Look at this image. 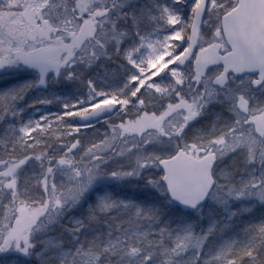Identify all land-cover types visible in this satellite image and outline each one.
I'll use <instances>...</instances> for the list:
<instances>
[{"label":"snow or ice","instance_id":"6c2138e0","mask_svg":"<svg viewBox=\"0 0 264 264\" xmlns=\"http://www.w3.org/2000/svg\"><path fill=\"white\" fill-rule=\"evenodd\" d=\"M0 264H264V0H0Z\"/></svg>","mask_w":264,"mask_h":264},{"label":"rangeland","instance_id":"374dc122","mask_svg":"<svg viewBox=\"0 0 264 264\" xmlns=\"http://www.w3.org/2000/svg\"><path fill=\"white\" fill-rule=\"evenodd\" d=\"M38 98V94L36 91H31L29 92L28 96L26 97L24 103H28L30 102L32 99ZM35 108H40L41 111L44 110H51V111H56L57 108L55 107H50V106H44V105H35L33 108H29L28 111L29 112H33L35 110ZM41 113H36V115H39ZM116 181L105 178L103 180H101L98 185L96 186V192L93 194L91 202L95 201V197L97 194H103L104 191H111L113 188H115L117 186ZM87 205H85L86 207Z\"/></svg>","mask_w":264,"mask_h":264}]
</instances>
